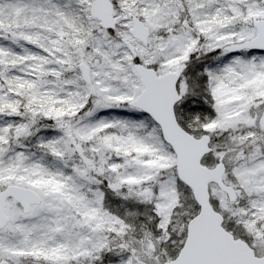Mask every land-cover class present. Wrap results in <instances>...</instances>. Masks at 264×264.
Wrapping results in <instances>:
<instances>
[{"label": "snow or ice", "instance_id": "1", "mask_svg": "<svg viewBox=\"0 0 264 264\" xmlns=\"http://www.w3.org/2000/svg\"><path fill=\"white\" fill-rule=\"evenodd\" d=\"M0 264H264V0H0Z\"/></svg>", "mask_w": 264, "mask_h": 264}]
</instances>
